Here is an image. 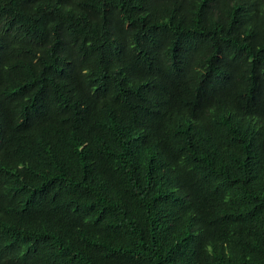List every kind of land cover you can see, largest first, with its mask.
I'll return each instance as SVG.
<instances>
[{"label":"trees","instance_id":"trees-1","mask_svg":"<svg viewBox=\"0 0 264 264\" xmlns=\"http://www.w3.org/2000/svg\"><path fill=\"white\" fill-rule=\"evenodd\" d=\"M0 264H264V0H0Z\"/></svg>","mask_w":264,"mask_h":264}]
</instances>
